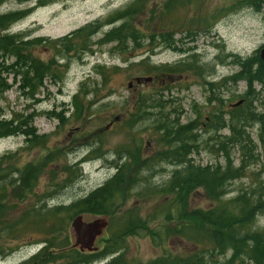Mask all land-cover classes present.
Returning <instances> with one entry per match:
<instances>
[{
    "label": "rangeland",
    "instance_id": "1",
    "mask_svg": "<svg viewBox=\"0 0 264 264\" xmlns=\"http://www.w3.org/2000/svg\"><path fill=\"white\" fill-rule=\"evenodd\" d=\"M36 1L7 0L0 7V14L31 10L27 17L11 26L10 33L24 34L26 39L55 40L87 24L103 21L133 2L57 0L34 8ZM242 1L191 0L175 14L172 12L165 17L163 3L148 0L144 14L138 15L135 21L140 33H146L149 29L172 33L181 28L189 30L192 38L177 44V50L154 47L150 53L151 47L146 46L147 42L140 49L124 52L116 50L113 45L99 46L98 41L111 26L102 28L91 38V53L81 54L72 50L62 54L52 47H30L29 53L33 58L45 63L53 62L50 70L53 81L51 77L45 79L33 100L22 95L19 77L14 78L4 69L14 63V59L9 58L4 62V67L0 68V84L3 85L0 86V91L3 89L0 93V114L5 120L13 116L16 119L31 116L33 122L28 130L41 137L39 145L33 147L31 142L27 143L29 137L22 133L0 139V157L10 156L12 160L11 178H17L16 172L27 165L39 167L42 172L24 202L20 203L16 196L15 199L13 197L16 206L13 210H26L32 205L40 207L45 203L48 208L60 204L67 206L80 200L115 174L114 165L127 158L125 151L133 145L140 149L142 159L152 161L154 155L163 151L153 130L157 120H168L169 125H192V136L196 135L198 151L187 159L201 167L222 166L225 159L216 152V148L219 143L226 145L225 141L231 137L227 129L231 126L226 115L233 111L242 115L243 120L239 123L244 127L237 126L241 133L237 136L241 142L237 146L227 147L234 166H243L244 169L243 176L228 186L227 198L241 193L264 192V89L259 84H253L249 89L245 81L235 85L223 82L224 78L239 72L237 60L259 55L264 48V5L255 11L252 6L243 5ZM166 25L169 30H165ZM183 37L177 34L174 39ZM142 61L143 65H139ZM184 65L194 70L173 76L162 73L165 67ZM152 67L154 70L147 72ZM98 72H103V76L97 75ZM139 77H151L152 81L145 85L137 84L135 79ZM209 84L212 86L209 87ZM82 92H89L84 101L91 102V106L88 110L82 101L84 112L77 117L73 98L79 97ZM141 99L154 108L148 109L147 116H142L138 124L129 127L131 120L136 119L133 109ZM239 100L243 101V105L231 108ZM77 101H81V98ZM49 112H66L63 114L64 121L50 118L47 115ZM116 117L119 121L114 123ZM222 123L225 124L224 128H221ZM96 149L95 154H90ZM48 156L53 160L47 161ZM96 156L99 157L95 159ZM44 163L48 164L43 167ZM62 165L73 167L74 171L70 184L65 187L62 183ZM176 169L177 166L167 162L157 163L154 158L148 168L140 169L137 176L140 182L127 191L128 199L121 200V204L117 201L116 206L124 210L136 206L144 213L152 212L161 201L146 199L141 205L135 195L136 190L162 186ZM53 181H56L55 188L51 187ZM49 193L53 195L48 198ZM189 200L190 208L209 206L201 191ZM9 213L11 206H8ZM120 217L114 216L111 229H106L95 243L97 252L102 253L112 243V236L119 229ZM96 218L84 216L87 222ZM255 227L264 231V210L257 216ZM37 239L19 246V242L6 240V236H1L0 232V247L2 243L10 248L17 246L13 253L0 258V264H19L28 259L40 248L35 242L41 241V237ZM166 242L164 248L172 251L188 247L176 237H170ZM161 252V249L152 247L148 237L126 236L121 238L120 253L105 256L94 264H106L119 254L123 255L125 264H144L160 256Z\"/></svg>",
    "mask_w": 264,
    "mask_h": 264
},
{
    "label": "trees",
    "instance_id": "2",
    "mask_svg": "<svg viewBox=\"0 0 264 264\" xmlns=\"http://www.w3.org/2000/svg\"><path fill=\"white\" fill-rule=\"evenodd\" d=\"M6 1L0 0V7ZM55 1L57 0H38L34 8L44 7ZM147 1L133 0L103 21L87 24L55 40L26 39L24 34L19 33L4 34L11 26L25 18L31 10L0 14V68L4 67L3 63L9 58H13L14 63L4 69L9 71L8 73H11L14 78L19 77V88L23 91L22 95L33 100L38 89L43 87L45 79L51 77L53 81L50 73L53 62L45 63L33 58L29 53L30 47H52L62 54L72 50L81 54L91 53V38L97 35L102 28L110 26L111 29L97 44L99 46L113 45L116 50L119 49L122 52L129 49H140L144 47V42H147V47H151L150 53L153 52L154 47L177 50V44H182L183 41L192 38L191 32L182 28L173 33L170 31L155 32L153 29L140 33L135 21L138 15L144 14ZM159 1L163 3L162 12L165 17H169L172 12L175 14L181 6L191 3V0ZM241 3L252 6L255 11H258L264 5V0H243ZM150 14H152V8ZM165 28L169 30L167 29L169 26L166 25ZM177 34L184 36L183 39L175 40L174 37ZM143 63L142 61L139 65ZM237 64L240 66L239 72L224 78L225 84L235 85L240 81H245L249 89L253 84H259L264 89V62L260 60L259 55L237 60ZM191 69L194 70L188 65L168 66L162 73L166 76H173L189 72ZM150 70L154 68H148L147 72ZM99 74L103 76L104 73L98 72L97 75ZM0 86L3 87L2 84ZM2 92L3 89L0 93ZM88 94L89 92H82L79 95L81 98L79 102L77 101L79 97L74 96L73 98V109L77 117L78 114L80 117L84 112L83 102ZM85 105L89 110L91 102H85ZM151 108L154 107L147 105L141 99L133 109V116L136 119L131 120L129 127L138 124L142 116H147L146 112ZM157 108L159 109V106ZM235 112L226 115L229 119V126H231L227 128L231 137L225 141L226 145L219 143V147L216 148V152L223 155L225 163L214 167L197 166L187 159L188 156L198 151L196 135L192 136V125H169L168 120H157L158 123L155 124L153 130L158 135L157 143L163 147V151L154 155V158L157 163L167 162L177 166L178 169L171 173L169 180L162 186L152 189L143 187L136 190L135 195L141 205L146 199L161 201L152 212L144 213L136 206L127 210L116 206L117 201L121 204V200H127V191L134 189L140 182L137 177L140 169L148 168L153 162L154 158L151 159L152 161L142 159L138 146L133 145L129 150L126 149L127 151L124 149L127 152V158H123L120 164L114 165L115 174L87 196L67 206L60 204L48 208L45 203L40 207L32 205L26 210H13V207H16L13 197L15 199L16 196L20 203L24 202L26 195L33 191L41 177V169L27 165L18 172L12 170L18 175L13 179L10 177L12 162L10 156L0 157L1 236H6L8 241L19 242L17 244L19 246L28 240H38L37 238L41 237V241L35 242L37 246H40L39 250L19 264H94L105 256L120 253L121 238L126 236L148 237L153 248L162 250L160 256L144 264H264V231L255 227L257 216L264 210L262 202L264 192L241 193L238 196L227 198L228 186L243 176L244 169L243 166L239 168L234 166L227 147L228 145L237 146L241 142L237 136L241 134L237 126L244 127L239 123L243 117ZM64 113L66 112L59 114L49 112L47 115L63 122ZM2 117L0 114V139L22 133L29 137L27 143L31 142V147L39 145L41 137L35 136L34 131L28 130V126L33 122L31 116L25 118L20 116L18 119L13 116L10 120ZM250 117L254 118L252 115ZM224 126L225 124L222 123L221 128ZM97 151L98 149L90 154H95ZM97 157L99 156L95 159ZM47 158V161L53 160L51 156ZM83 160L85 162V159ZM47 164L44 163L42 166L45 167ZM61 167V174L64 176L62 183L65 187L70 184L74 171L73 167L66 165ZM78 176L77 173L76 177ZM54 182L56 181L51 183L52 188L56 186ZM199 191L209 202V206L190 208V197ZM51 195L53 193H49L47 197ZM8 206H11L9 214ZM80 215L107 217L109 220L107 230L111 229L114 216H121L118 232L112 236V243L102 253H80L71 248L69 225L75 217ZM170 237H176L181 240L182 245L188 247L178 248L176 251L164 248L166 240ZM16 249L17 246L10 248L2 243L0 258L8 256ZM106 264H125V260L123 255L119 254Z\"/></svg>",
    "mask_w": 264,
    "mask_h": 264
},
{
    "label": "water",
    "instance_id": "3",
    "mask_svg": "<svg viewBox=\"0 0 264 264\" xmlns=\"http://www.w3.org/2000/svg\"><path fill=\"white\" fill-rule=\"evenodd\" d=\"M259 58L264 62V48L259 51ZM152 81L151 77H139L135 79L137 84H147ZM131 84L128 86L130 88ZM241 101L233 105L237 107L241 105ZM119 118H114V122H118ZM111 125V124H110ZM109 125V126H110ZM108 126V127H109ZM108 127H106L108 129ZM109 220L107 217H97L92 222H87L83 215L75 217L69 225V234L71 239V248L78 250L80 253H95L98 249L95 243L102 236L103 232L108 228Z\"/></svg>",
    "mask_w": 264,
    "mask_h": 264
},
{
    "label": "bare ground",
    "instance_id": "4",
    "mask_svg": "<svg viewBox=\"0 0 264 264\" xmlns=\"http://www.w3.org/2000/svg\"><path fill=\"white\" fill-rule=\"evenodd\" d=\"M27 16H28V15H27ZM27 16H26V17H27ZM5 33H7V34H15V33H10L9 30L6 31V32H4V34H5ZM242 104H243V101H242ZM235 123H236V122H235Z\"/></svg>",
    "mask_w": 264,
    "mask_h": 264
}]
</instances>
